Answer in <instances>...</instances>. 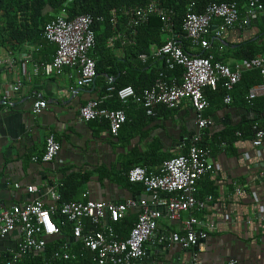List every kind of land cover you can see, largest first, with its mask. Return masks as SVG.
Listing matches in <instances>:
<instances>
[{
  "label": "crops",
  "instance_id": "crops-1",
  "mask_svg": "<svg viewBox=\"0 0 264 264\" xmlns=\"http://www.w3.org/2000/svg\"><path fill=\"white\" fill-rule=\"evenodd\" d=\"M218 22L217 19L211 22V31ZM1 39L0 203L5 206L20 205L35 197L45 205L50 204L53 200L48 195L49 188L55 189L58 201L89 198L116 202L144 198L146 194L141 186L125 182V169L137 165L147 172H155L163 160L181 153L182 147L188 145L195 126L193 111L186 101L175 109L156 106L154 115L147 116L131 99L125 103L116 99L120 104L118 108L124 111L125 117L129 114L130 119L120 130L119 137H110L105 120L86 123L78 118L79 106L98 95L106 80L104 74L103 79L97 76L88 87H74L72 69H65L58 76H44L34 71L36 62L50 59L52 44L25 42L10 46ZM262 43L264 16H257L244 25L235 24L225 29L221 38L211 39L205 50L233 69L251 58L236 55L241 44H253L251 48L257 55L264 54L260 51ZM183 49L190 54L200 50L190 46L188 41ZM112 53L117 57L121 55L120 49ZM159 64L162 65L160 61ZM250 70L253 69L241 70V75L246 73V76L233 87L229 103L222 101L221 90L209 93L205 113L210 115L213 124L203 130L202 137L212 149L210 160L215 169L199 178L196 188L202 197L210 195L211 200L202 209L183 212L180 217L191 214L208 221L211 228L206 237L198 239L194 249L147 240L142 256L134 264H189L193 254L199 264H227L229 260L236 264H264V222L259 219V216L264 218V137L261 145L255 147L250 133L239 134L234 128L256 120L264 128V112L251 110V102L245 99L248 87L256 84H249L251 78L247 72ZM171 71L167 70L165 75L178 79L179 75ZM117 76L118 73L108 81H114ZM14 79L19 85L12 90ZM108 88L110 96L104 97L101 103L112 97V86ZM259 97L264 101L261 95L254 99ZM36 99H44L46 106L33 114L31 104ZM225 130L230 132L223 134ZM48 132H52L60 144L56 157L50 162L31 161L30 156L41 151ZM27 185H33L35 191L27 192ZM135 213V208H128L119 220L122 235L114 225L120 236L126 235ZM171 231H180V222L169 220L162 213L157 219L156 235ZM19 238L18 229H14L0 239V264H7ZM63 239L61 245L69 252L79 248V242L70 232ZM29 253L20 259H24L25 264L32 262Z\"/></svg>",
  "mask_w": 264,
  "mask_h": 264
},
{
  "label": "built area",
  "instance_id": "built-area-1",
  "mask_svg": "<svg viewBox=\"0 0 264 264\" xmlns=\"http://www.w3.org/2000/svg\"><path fill=\"white\" fill-rule=\"evenodd\" d=\"M192 6V3L186 5L181 30L190 46L202 50L209 48L211 39H220L225 29L235 24L244 25L249 19L264 16V0H248L244 18L240 21L234 3H208L200 12H196ZM109 13L112 25L118 16L123 17L127 33H113L106 39V46L112 47L115 41H119L120 45L129 42L135 34V28L145 22L148 16L155 14L162 23L163 42L159 46L149 45L148 52L138 54V59L145 62L148 57L157 58L166 70L180 69L178 79L175 76L167 77L164 72L159 71L153 82L138 95L130 85H124L115 90V98L120 103L131 99L147 116L154 115L156 106L175 109L186 101L194 114V132L185 151L163 160L157 171L147 172L137 165L126 170L127 181L140 184L146 194L144 198L116 202L89 198L58 201L59 195L55 189L49 188L48 195L53 202L47 205L37 197L20 205L5 206L0 203V239L14 229H18L20 233L7 264H17L29 252L41 250L46 239L59 231L52 218L53 214L62 218L59 220L60 225L70 223V235L79 242V255L81 252L88 255L89 264H134L143 254V244L151 239L158 244L175 243L184 249L193 246L198 239H204L211 228L208 221L191 214L180 219L183 212L200 210L211 200L210 195L202 198L195 196L197 180L213 173L215 169L210 160L212 149L207 144H201L203 130L213 124L210 115L205 113L208 101L203 88L214 89L220 84L224 90L222 101L227 104L231 100L230 92L240 80L241 70L255 69L260 80L248 87L245 99L250 103L257 95L264 98V54H257L230 69L209 52L206 55L186 52L172 30L171 10L161 6L158 0H148L138 6L113 8ZM214 19L219 22L211 31ZM92 21L89 14L69 18L64 12L46 21L42 26L41 36L54 49L48 61L35 63L34 71L44 76H58L65 69H72L75 72L74 87L91 85L96 77L94 59L88 54L94 45ZM18 85V81L14 79L11 89L15 90ZM108 96L110 94L88 99L79 106L78 118L83 122L103 119L109 133L116 136L125 122V114L121 108L107 109L99 106L102 99ZM45 106L44 99H36L31 104V112L37 114ZM250 129L251 144L259 147L264 137V128L253 122ZM59 149L60 144L54 134L48 132L41 151L37 155H31L30 160L50 162ZM262 178L264 180V173ZM25 190L32 193L35 187L27 185ZM131 207L136 209L135 219L126 235L120 236L114 225ZM162 213L169 220H179L180 231L156 235L157 219ZM259 219L264 222L262 216ZM86 222L88 228L84 229ZM76 258L77 254L69 252L62 244L51 252L44 264H64ZM189 264H199L194 254ZM227 264L236 263L229 260Z\"/></svg>",
  "mask_w": 264,
  "mask_h": 264
},
{
  "label": "trees",
  "instance_id": "trees-1",
  "mask_svg": "<svg viewBox=\"0 0 264 264\" xmlns=\"http://www.w3.org/2000/svg\"><path fill=\"white\" fill-rule=\"evenodd\" d=\"M147 1L148 0H0V39L2 38L1 40L10 43V46L25 42L34 44L47 43L41 36L42 26L54 15L64 12L67 17L71 18L78 14H89L93 20L91 29L94 33V45L89 50L88 54L94 59L96 77L98 76V79H103V74L106 77L104 78L106 79L104 84L101 85V89L94 99L102 94H107V88L112 86V97L102 102L100 107L115 109L120 106L119 102L114 98L115 96L113 97L116 89L124 85H130L135 93H139L141 89L148 87L153 82L159 71L164 70L165 74L167 71L164 69L163 64H159V59L157 58L153 59L148 57L145 62H141L138 59V54L148 52L149 45L153 44L159 46L163 42L161 39V35H163L162 23L155 14L148 16L145 22L135 28V34L129 42L120 45L119 41H115L112 47L106 46V39L113 33H127L122 16H118L117 21L112 25L109 20L110 10L122 6L143 5ZM247 1L248 0H158L161 6L168 7L171 10L172 30L178 36V40L182 43V46L187 42V40L183 38V32L181 30V20L186 5L192 3L193 9L196 12H200L208 3H234L240 21L244 18ZM97 17H101L102 19L97 20ZM252 45L253 44H241L237 48L236 55L241 58L252 57L255 55V50L251 48L253 47ZM115 49H120L121 55L119 57L112 53ZM260 51H264V43L261 44ZM207 52L208 51L205 49H200L197 51V54L206 55ZM171 72L179 75L180 69L175 68ZM117 73L118 76L114 81H108V79L115 76ZM244 76H246V73L241 75L240 79L244 78ZM247 76L251 78L249 84L257 83L260 80L258 72L254 69L247 72ZM245 86L247 88L249 85L246 83ZM219 90L224 93L220 84H217L214 89L209 87L203 88V93L208 101V105L210 101L209 93H217ZM249 108L255 111L262 110L264 112L263 99L261 97L253 99ZM140 112H142V109H140ZM128 115L129 114H126L127 117ZM127 117H125V122L121 125L116 136H112L109 133L107 123L104 122L110 137L117 138L120 136V130L123 129L126 122L130 119ZM252 123L253 121L243 125H236L234 128L239 131V134L248 132L252 136V131L250 129ZM229 132V130H225L223 134ZM201 144H206L203 137ZM185 149V147H182V152H184ZM126 170L127 169L124 171L125 182L130 185L141 186L138 183H130L127 181L125 176ZM197 191L196 188L195 196L201 198L203 195ZM52 218L58 225L59 231L55 235L47 238L46 244L41 250L31 251V253H29V257H32V262L30 264H44L51 252L64 242L63 238H65V234L70 232V223L66 222L64 225H60L59 220L62 218L55 214L52 215ZM115 226L116 230L122 235L119 222L116 223ZM87 228L88 225L86 224L84 229ZM78 249L79 248L74 251V253L77 254V258L74 260L76 261L75 263L89 264L88 255L83 252L79 255L80 251ZM24 262L25 260L23 259L18 261L17 264H25Z\"/></svg>",
  "mask_w": 264,
  "mask_h": 264
},
{
  "label": "water",
  "instance_id": "water-1",
  "mask_svg": "<svg viewBox=\"0 0 264 264\" xmlns=\"http://www.w3.org/2000/svg\"><path fill=\"white\" fill-rule=\"evenodd\" d=\"M192 249H194V245H193Z\"/></svg>",
  "mask_w": 264,
  "mask_h": 264
}]
</instances>
